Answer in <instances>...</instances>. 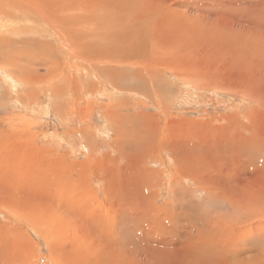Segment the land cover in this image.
Instances as JSON below:
<instances>
[{"label": "rangeland", "instance_id": "374dc122", "mask_svg": "<svg viewBox=\"0 0 264 264\" xmlns=\"http://www.w3.org/2000/svg\"><path fill=\"white\" fill-rule=\"evenodd\" d=\"M142 1L134 65L0 16V264H264V0Z\"/></svg>", "mask_w": 264, "mask_h": 264}, {"label": "bare ground", "instance_id": "6f19581e", "mask_svg": "<svg viewBox=\"0 0 264 264\" xmlns=\"http://www.w3.org/2000/svg\"><path fill=\"white\" fill-rule=\"evenodd\" d=\"M1 1H3V2L2 3L0 2V16H2V18H3L2 20L4 21L6 16L8 18H9V16L11 17V14L9 11V9H11L10 7L12 5H15L17 8L18 6L15 3L13 4L12 0H1ZM18 2L23 3V5L26 6L25 8L29 7L30 10H32V11L34 10L35 13L38 14V16L41 15V17L44 18V24H41L39 22L41 24L40 26H44L46 29L54 32L56 35L62 36L63 37L62 39H65L64 43L69 44L71 47V50L74 52H75L74 49L76 47L78 48V47H81L82 45H77L76 42L73 40V38H75V40H76V38H79V36H80V34H78V30L74 29L73 27L77 28V25H79L80 23H82L88 19H90V21H92V22H95L94 18H97V16L106 15L105 10L107 12H110L109 16L114 15L113 18L118 19L119 22L123 21L124 24L126 23L127 28L125 27V29H123V31H124L123 36L124 35L127 36V34H128L127 30H129L131 37L134 36L133 33L136 34V32L137 33L141 32L140 34H138L140 36L139 38L143 37L142 39H144V38L146 39V40L144 39V41L141 40L143 42V43H141V41L138 40L137 35H136V37L131 38L130 39L131 41L129 40L130 43L128 41V45L126 47L124 46L122 48V46H121L120 48L118 47L119 49L117 48V50H122V51L123 50H130V52H127L125 55L123 53L119 52L118 56L117 57L114 56L112 60H114V59L118 60V59L122 58V59L130 60L132 62V65H134L133 62L136 63L134 60H139L140 58L142 59L141 54H143V52L146 53L147 47L149 45L151 46V47L149 46L151 48V50H154L156 47H158V44L160 46V41L158 40V38H153L152 40L149 38L151 40V42H150V40L147 39V37H150V36H148V35H150L149 30H148V28H150L149 24L151 25L152 30L154 28L157 30V26H156L157 20H155L152 16H150L151 13L148 14L151 18V20H150L149 18L147 19L146 17H144V14L143 15L138 14L135 10V8L138 6V4L143 2L142 0H18ZM97 6H102L103 8H105V10L103 9L104 11L101 13L97 9ZM32 11H30V12H32ZM34 11H33V13H34ZM21 12H23V11H21ZM27 16H25V17H27ZM29 16H31V15H29ZM108 17H107V19L109 20V18H111V17H109V18ZM27 18H30V17H27ZM31 18H32V16H31ZM99 19L101 20V18H99ZM28 21H29V19H28ZM34 21H37V20H34ZM143 21H150V23L147 25H144ZM33 23L36 24V22H33ZM105 23H106V21H105ZM107 23H108V21H107ZM69 24H70V26H69ZM114 24H117V22L113 23V26H114ZM107 26H109V24ZM40 29L42 30L43 28L41 27ZM109 30L111 31V29H109ZM147 30H148V33H147ZM41 32H43V31H41ZM150 32L155 33L154 30L150 31ZM93 37H94V35H93ZM103 37H104V35H103ZM100 38L101 37H99L96 40L90 41V43H88V44H92V50L95 47L96 51L93 50V54L97 55L99 57V59H102L101 55L107 53L108 48L104 49L103 48L104 46L102 47V45L96 44L97 41L100 40ZM157 42H158V44H157ZM120 43H121L120 45L123 44V42H120ZM144 45H145L146 49L144 48ZM86 46H88V45H86ZM149 47H148L147 51H149V49H150ZM156 54H154V55H156ZM90 63H92V62H90ZM100 63H102V62H100ZM137 64H138V62H137ZM97 65L99 66V64H97ZM142 67H144V65H142ZM97 76H98V74H97ZM132 91H134V90H132ZM167 113H169V112H167ZM241 263H242V261H241Z\"/></svg>", "mask_w": 264, "mask_h": 264}]
</instances>
